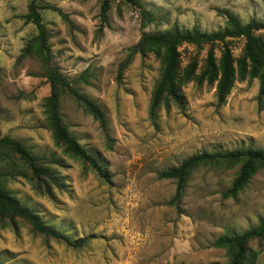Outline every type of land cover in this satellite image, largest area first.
<instances>
[{"label":"rangeland","instance_id":"obj_1","mask_svg":"<svg viewBox=\"0 0 264 264\" xmlns=\"http://www.w3.org/2000/svg\"><path fill=\"white\" fill-rule=\"evenodd\" d=\"M101 1L44 0L66 17L52 9L41 15L52 64L105 113L102 125L60 91L63 123L106 178L54 138L45 108L50 83L41 58L24 54L38 33L25 19L30 0H0V139L23 143L50 166L55 179L38 189L19 160L0 168L10 170L5 182L15 198L72 242L37 232L23 218H0V264H226V249L213 243L264 217V168L236 196L224 197L239 165L199 167L175 203L176 181L158 174L206 150L263 147L260 80L237 78L218 105L216 82L180 79L184 107L165 99L152 116L163 63L153 52L129 56V47L144 33L161 34L175 25L223 29L226 11L244 23L264 21V0H142L141 7L112 0L104 27ZM243 43L232 40L235 55ZM207 48L182 47V68L193 58L202 63ZM250 248L256 256L251 264H264V238Z\"/></svg>","mask_w":264,"mask_h":264},{"label":"trees","instance_id":"obj_2","mask_svg":"<svg viewBox=\"0 0 264 264\" xmlns=\"http://www.w3.org/2000/svg\"><path fill=\"white\" fill-rule=\"evenodd\" d=\"M134 6H142V0H120ZM112 0H102L100 6L101 27L107 24ZM52 9L66 17L65 12L44 0H30L25 19L32 22L38 30L37 35L26 44L24 54L34 52L40 58L44 69V76L50 83L51 92L45 101L47 118L53 130L56 142L64 147L65 151L74 157L91 165L95 172L107 177L104 168L99 164L94 155L89 153L84 146L73 136L63 123L59 111L60 91H67L81 104L94 118L104 125L105 113L93 100L84 96L78 88L74 87L69 79L61 73L58 67L52 64V53L49 46V30L42 20L41 11ZM147 16L150 13L142 10ZM226 26L223 29L207 32L197 26L183 29L175 25L161 34L144 33L136 44L129 47V56L137 53L146 54L153 52L162 60L163 66L160 77L155 86L150 114L155 116L165 99H172L181 108L184 107L185 98L181 93L180 79L184 81L196 80L198 83L216 82V96L218 105L226 102L234 81L246 79L248 76L258 77L260 80L259 99L264 97V21L252 18L249 22H242L235 14L226 11ZM233 39H243L241 52L235 55L232 49ZM184 46L197 49L207 48L206 57L200 63L193 58L182 68V51ZM220 49L217 57L216 49ZM19 160L28 175L33 173L31 179L36 188L41 189L48 181L54 180L50 166L42 162V158L31 153L30 149L18 140L9 137L0 139V164L9 165L10 161ZM239 165V170L229 188L223 191L224 197L236 196L250 181L253 174L264 168V146L260 148L243 147L233 150L203 151L183 160L179 165L159 172L160 178L173 179L177 183L176 194L172 202H177L191 174L199 167H234ZM10 170L0 168V218H23L31 223L37 232L64 239L72 243L67 236L52 226L43 222L38 214L21 204L7 187L6 180ZM50 191V190H49ZM264 238V217L248 229L228 231L217 238L213 245L224 248L229 260L226 264H251L255 259V252H251L250 244L255 240Z\"/></svg>","mask_w":264,"mask_h":264}]
</instances>
